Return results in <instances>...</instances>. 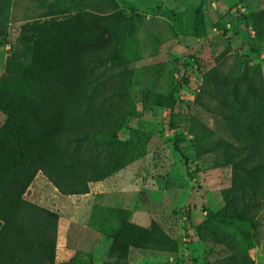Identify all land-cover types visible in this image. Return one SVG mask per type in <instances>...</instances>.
Returning a JSON list of instances; mask_svg holds the SVG:
<instances>
[{
  "label": "rangeland",
  "instance_id": "rangeland-1",
  "mask_svg": "<svg viewBox=\"0 0 264 264\" xmlns=\"http://www.w3.org/2000/svg\"><path fill=\"white\" fill-rule=\"evenodd\" d=\"M263 13L264 0H0L7 99L49 98L75 52L106 60L107 79L82 115L98 135L86 175L65 193L36 173L0 220V264H264ZM89 75L68 84L76 105ZM42 103L14 115L31 124Z\"/></svg>",
  "mask_w": 264,
  "mask_h": 264
},
{
  "label": "trees",
  "instance_id": "trees-1",
  "mask_svg": "<svg viewBox=\"0 0 264 264\" xmlns=\"http://www.w3.org/2000/svg\"><path fill=\"white\" fill-rule=\"evenodd\" d=\"M94 19L108 26L120 23L118 14L94 17ZM35 49L39 58H48L47 49H42L37 44ZM104 62L106 60H102L96 52L73 53L62 62L69 66L57 67L54 71L57 81L56 90H58L56 92L52 89L46 90L49 98L38 95V92H34L35 89L31 94L17 101L7 99L0 92V110L9 116L6 125L0 129L1 221L6 222L14 216L21 203L22 194L38 171H42L58 189L65 193L73 189L86 175L84 161L93 159L94 156L88 155L82 149V145L86 140L91 141L90 146L96 145L98 135L92 133L88 138L85 137L82 115L86 108L93 107V100L106 86L107 79L102 78L103 70H101ZM80 69L91 71L92 75L84 78L76 105V99L72 96L73 90L68 84L73 83V76ZM29 100L32 105L38 100L43 101L38 111H35L31 124L28 120L20 122V119L14 115L15 108L20 107L22 103H29ZM176 146L178 148L177 144ZM1 149L6 151V156ZM16 158L17 161L12 162ZM239 164L241 163L237 161L233 167L242 170ZM244 170L249 177L254 178V174H251L255 171L254 167ZM260 209L262 208L255 207L245 216L250 218L252 213Z\"/></svg>",
  "mask_w": 264,
  "mask_h": 264
}]
</instances>
